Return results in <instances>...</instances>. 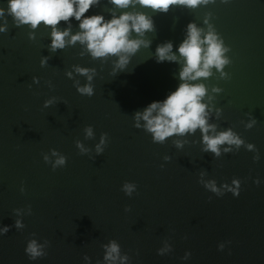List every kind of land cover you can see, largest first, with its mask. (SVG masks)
Segmentation results:
<instances>
[{"label":"water","instance_id":"obj_1","mask_svg":"<svg viewBox=\"0 0 264 264\" xmlns=\"http://www.w3.org/2000/svg\"><path fill=\"white\" fill-rule=\"evenodd\" d=\"M0 7L5 8L0 24L7 20V31L0 33V227L12 226L0 235V264H85L84 255L89 264H104L101 246L112 239L130 257L128 264H264V0H216L196 10L174 6L155 14L137 6L153 18L155 31L146 34L152 43L115 75V57L102 63L80 55L79 43L53 53L49 28L16 27L7 0ZM110 8L108 0H100L85 15L110 19ZM206 12L231 60L224 69L229 79H217L213 69V77L203 81L223 89L214 101L221 115L217 119L213 110L209 123L217 131L230 127L253 144L257 161L246 146L229 153L221 146L218 158L201 151L199 129L160 144L133 126L136 111L164 100L179 83L180 65L157 63L156 46L171 41L175 51L189 22L204 27ZM78 23L71 18V34L79 31ZM73 65L95 69L91 97L80 95L65 75ZM73 77L86 82L75 72ZM51 97L56 102L45 108ZM253 118L255 125L245 129ZM86 126L93 128L92 139L84 137ZM101 133H107V143L96 155ZM178 139L187 141L180 149L173 144ZM76 140L92 151L80 154ZM50 149L66 157L63 167L53 170L44 162L42 154ZM233 178L241 182L237 197L231 192L218 197L197 182L214 179L219 187ZM126 181L136 185L131 196L121 191ZM16 219L25 225L22 230L14 227ZM33 238L49 245L46 256L29 260L24 249ZM221 243L225 247L218 250ZM165 244L172 250L158 255ZM186 251L191 255L184 260Z\"/></svg>","mask_w":264,"mask_h":264},{"label":"clouds","instance_id":"obj_2","mask_svg":"<svg viewBox=\"0 0 264 264\" xmlns=\"http://www.w3.org/2000/svg\"><path fill=\"white\" fill-rule=\"evenodd\" d=\"M216 0H108L113 8L108 9L110 19H106L102 14L86 16L90 8L99 5L100 0H7V15L12 18L16 27L28 26L31 30L37 29L43 25L50 29L49 51L65 49L67 46H75L77 43L83 46L80 55L86 52L93 60L99 59L101 62L107 61L109 57H115L113 61L112 74L118 71H125L130 58L134 56L141 48L147 49L152 41L147 38V33L155 31L154 21L151 15L144 11L136 10L137 6L141 9H149L152 13H167L171 7L183 6L190 10H196L199 7L214 4ZM221 3H228V0H220ZM211 12H206L203 17L204 27H198L195 22H189L186 25V33L182 41L173 50V43L166 41L158 44L155 48L154 56L157 63L172 62L180 65L178 72L179 83L174 91L169 92L162 101H153L142 111H136L132 115L133 126L137 129L142 128L146 133L151 134L154 143L163 144L168 138L173 136L184 137L186 134H195L199 129L203 152H211L214 157L221 156V146L224 153L232 152L233 146L237 150L241 146L257 153L253 160H259V154L255 146L251 143H245L232 128L217 131V125L209 123V117L215 110L219 119L221 109L215 107L214 101L216 94L223 91L215 85H206L203 81L213 77V69L218 74L217 79L227 80L229 74L224 71L225 67L231 63L226 55L230 48L225 45L222 37L217 33L213 24L210 23ZM5 17V8L0 7V18ZM71 18L78 23L79 31L71 34ZM64 22L67 27L61 29L60 23ZM7 31V20L0 24V33ZM29 39H34V31H29ZM66 37L68 38L66 40ZM48 57L40 60L41 66H45ZM73 70L65 75L73 79V86L76 91L83 96L91 97L94 94L92 80L96 72L93 68L73 65ZM73 72L85 77V83L80 84L73 77ZM33 83H38V78H32ZM49 87L52 85L49 82ZM56 102V97H51L43 102L45 108ZM256 120L249 119L244 123L245 129H251ZM85 139L94 137L93 128L86 126L83 129ZM186 140H174L173 144L180 149L186 143ZM107 143V133H101L99 142L95 144L94 151L100 155L104 151ZM75 147L80 154H87L91 149L86 147L80 140L75 141ZM45 163H50L53 170L63 167L66 164V157L50 149L49 153L42 154ZM165 161L169 160L164 156ZM163 167V165H161ZM201 177L205 173L200 174ZM206 190L214 193L216 196H222L225 192H231L234 197L239 195L240 180L233 178L231 184H221L219 187L214 179L207 181L198 179ZM259 184L260 181L254 180ZM136 190L135 183L124 182L121 191L125 195L131 196ZM23 193L24 188L21 186ZM128 211V208H125ZM19 216L20 209H14ZM31 214V208L28 207V213ZM12 226L0 227V235L6 234ZM14 227L22 230L25 225L21 219H16ZM35 236V233L31 234ZM49 242L43 243L37 239H29L24 249L29 260H36L47 255L46 248ZM103 248L104 264H128L130 257L122 254L119 243L112 239L101 246ZM224 243L218 245V250H223ZM172 250L170 244L157 249L158 255H165ZM191 253L185 252L182 259H189ZM85 264H89L90 258L84 255ZM97 264H100L98 261Z\"/></svg>","mask_w":264,"mask_h":264}]
</instances>
